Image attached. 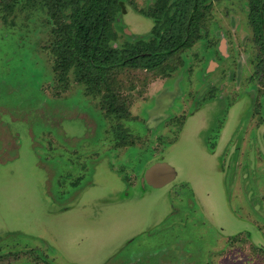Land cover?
Returning a JSON list of instances; mask_svg holds the SVG:
<instances>
[{"label": "rangeland", "instance_id": "obj_1", "mask_svg": "<svg viewBox=\"0 0 264 264\" xmlns=\"http://www.w3.org/2000/svg\"><path fill=\"white\" fill-rule=\"evenodd\" d=\"M181 2L118 0L109 44L148 56L98 70L69 10L0 0V264H264V34L250 0Z\"/></svg>", "mask_w": 264, "mask_h": 264}, {"label": "trees", "instance_id": "obj_2", "mask_svg": "<svg viewBox=\"0 0 264 264\" xmlns=\"http://www.w3.org/2000/svg\"><path fill=\"white\" fill-rule=\"evenodd\" d=\"M57 12L69 10L65 17L70 18V22L64 25L66 31V46H71L73 50L70 58L82 59L89 65L102 70L105 64H123L129 67L142 66V61L148 56L144 50L147 42L140 40L139 48L131 49L113 47L109 42H113L115 34L111 36L112 16L120 7L118 0H51ZM194 0H182L179 12L189 13L193 8ZM256 0H250V20L257 34L264 31L261 6ZM197 8V5H195ZM183 22L174 17L173 25L176 29L170 28L168 37L170 40H185V34L189 31L188 17ZM190 24V22H189ZM169 42V40H168ZM163 42L162 48L168 49L169 43ZM68 66V65H67Z\"/></svg>", "mask_w": 264, "mask_h": 264}, {"label": "water", "instance_id": "obj_3", "mask_svg": "<svg viewBox=\"0 0 264 264\" xmlns=\"http://www.w3.org/2000/svg\"><path fill=\"white\" fill-rule=\"evenodd\" d=\"M177 171L174 166L166 162L161 155L157 160L150 163L143 171L137 186L145 192L147 187L162 188L174 183ZM262 245V243L260 244Z\"/></svg>", "mask_w": 264, "mask_h": 264}, {"label": "flooded vegetation", "instance_id": "obj_4", "mask_svg": "<svg viewBox=\"0 0 264 264\" xmlns=\"http://www.w3.org/2000/svg\"><path fill=\"white\" fill-rule=\"evenodd\" d=\"M262 34H264V32H262ZM259 233L261 235V238L264 239V236H263L264 234H262L261 229L259 230ZM245 234H247V233H245ZM247 238L250 239L248 234H247ZM262 249H264V246H262Z\"/></svg>", "mask_w": 264, "mask_h": 264}]
</instances>
